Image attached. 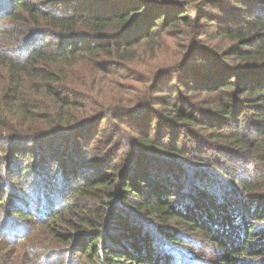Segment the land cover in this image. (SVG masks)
I'll use <instances>...</instances> for the list:
<instances>
[{"label":"trees","instance_id":"1","mask_svg":"<svg viewBox=\"0 0 264 264\" xmlns=\"http://www.w3.org/2000/svg\"><path fill=\"white\" fill-rule=\"evenodd\" d=\"M236 1L0 0V264H264V0ZM123 70L155 86L104 95Z\"/></svg>","mask_w":264,"mask_h":264},{"label":"rangeland","instance_id":"2","mask_svg":"<svg viewBox=\"0 0 264 264\" xmlns=\"http://www.w3.org/2000/svg\"><path fill=\"white\" fill-rule=\"evenodd\" d=\"M225 0H220V2L224 3ZM227 2H235L237 4V1L236 0H226ZM217 7V6H216ZM247 8V7H246ZM210 9V8H209ZM208 9V10H209ZM212 12H214L215 14L216 13H220L222 14V10H220L218 7L217 8H211L210 9ZM188 15L190 16L191 19H194L195 18V13H192L191 12H188ZM242 15V14H241ZM182 28L183 31H181L177 36L175 35H172V32H169V34H166V36H161V40L159 42V46L162 47V50H161V53L163 55V58H166L167 55L171 54L172 51L175 52V53H180L179 50H181L182 46L184 48H187V50H192V46H193V41L197 35L198 32H196L195 30H191L190 28L186 27V26H183ZM209 29L212 31L210 37H209V41H210V45L211 43L216 45V48L219 50V51H222L224 49H228L230 48L232 45H233V42L228 39V38H224V37H221V36H217V32H216V28H215V25L213 24H210L209 25ZM208 41V42H209ZM214 49H215V46H212ZM150 48L151 46L148 45L147 43H144L141 48H139V55L143 57H146V56H149L150 54ZM138 66H142L143 63H137ZM122 73V72H121ZM123 74L127 75L128 77L127 78H119V77H116L115 79H111V78H106L105 81H104V85H100V90H102L103 94L104 95H107V96H111V93L110 91L113 90V91H117V94L115 95V97H119L120 100H123L125 102H137V100L135 101V99H130L129 97H127V94H129V91H135V92H143L144 91V88L147 87V86H155V83L152 82L151 80H148V79H144L142 81H144V85L141 84V82H139V80H136L133 78V73H131L129 70H123ZM171 77H175L174 75H171ZM171 77H168L165 81V82H162L161 84H170L171 83ZM173 82H175V80H173ZM179 89H183V88H179ZM185 93V92H184ZM163 93H159L158 98H159V102L155 103L154 104V108H151L152 110V117L154 118L153 120V124H157L156 121H157V118H159V112L158 111V108L160 110V112L163 110L161 106H163V103L165 101H167V98H168V95L171 94V92L168 91L167 95L164 97V96H161ZM103 126V123L101 124ZM208 135H205L204 139H207L211 142V145H213L215 148H213V150H210L209 152V155L213 156V157H217L219 155V151L217 150V148H220L221 146H223L222 142L219 141V140H213L212 137L214 136V134H209L207 133ZM184 138V135H181L180 136V139H183ZM191 152L190 154H192L193 156H197L196 158H201L202 160H204L205 156L208 154H206V152H204V154L202 155V151H200L199 147L197 148V145L196 144H193L191 145ZM2 157H0L1 159ZM204 158V159H203ZM222 156L219 155L218 156V160L220 162V164H226V159H221ZM215 159V158H213ZM26 163L28 165H30V161L26 160ZM190 163H194L193 161H191ZM233 165V164H232ZM232 165H230L229 167H232ZM228 172L230 171V169L228 170H225V172ZM231 171L235 174L234 172V169H231ZM262 170H260L261 173ZM237 173V172H236ZM238 174V173H237ZM229 175V174H228ZM73 184H71L72 186ZM200 249H202V247L200 246ZM205 249V248H204ZM207 249V248H206ZM207 258L210 259V257L208 256Z\"/></svg>","mask_w":264,"mask_h":264}]
</instances>
